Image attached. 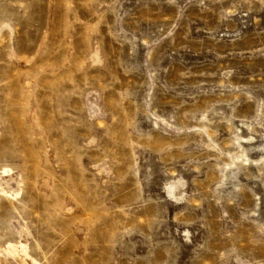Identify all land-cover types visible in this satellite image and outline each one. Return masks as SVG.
<instances>
[{"label":"rangeland","instance_id":"374dc122","mask_svg":"<svg viewBox=\"0 0 264 264\" xmlns=\"http://www.w3.org/2000/svg\"><path fill=\"white\" fill-rule=\"evenodd\" d=\"M0 264H264V0H0Z\"/></svg>","mask_w":264,"mask_h":264}]
</instances>
